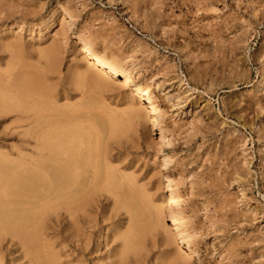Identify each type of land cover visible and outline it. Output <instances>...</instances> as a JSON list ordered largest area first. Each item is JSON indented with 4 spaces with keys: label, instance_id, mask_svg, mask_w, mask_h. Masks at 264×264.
I'll use <instances>...</instances> for the list:
<instances>
[{
    "label": "rangeland",
    "instance_id": "1",
    "mask_svg": "<svg viewBox=\"0 0 264 264\" xmlns=\"http://www.w3.org/2000/svg\"><path fill=\"white\" fill-rule=\"evenodd\" d=\"M10 1L0 9V71L11 63L5 48L19 42L26 63L11 64L25 92L53 95L76 127H106L131 104L141 109L120 135L101 137L117 153L109 162L116 175L143 188L125 264H167L172 255L187 264H264V0ZM12 9L24 14L7 15ZM84 46L148 87L156 112L120 79L81 78L97 71L79 57ZM51 48L53 67L42 59ZM16 122L11 115L0 124V153L11 158L28 154ZM110 198L104 218L90 214L94 230L62 211L55 224L52 214L45 252L0 234V264H35L42 254L56 264L119 263L130 217Z\"/></svg>",
    "mask_w": 264,
    "mask_h": 264
},
{
    "label": "bare ground",
    "instance_id": "2",
    "mask_svg": "<svg viewBox=\"0 0 264 264\" xmlns=\"http://www.w3.org/2000/svg\"><path fill=\"white\" fill-rule=\"evenodd\" d=\"M13 3L7 0V7L11 9ZM2 4L3 0H0V9L3 8ZM56 8L67 11L59 2ZM6 13L9 16L16 13L23 15L24 11L12 9L6 10ZM5 49L9 52L11 63H26L19 42H9ZM55 52V48H51L42 53V59L50 67L56 61ZM79 57L89 67L97 69L96 72L90 68L80 72L81 78L99 85H108L109 80L120 79L121 86L129 87L136 94L147 98L151 111L156 112L148 87L135 83L122 70L96 55L88 46L80 50ZM11 63H7V69L0 71V124L11 115L16 117V128L22 130L24 148L28 154L11 158L0 153V234L18 239L30 254H34L35 251L43 250L42 244L40 245L42 231L52 214H55V224H59L62 216L56 215L62 211L70 221L82 222L87 228L94 230L96 224L89 218L90 214L104 218V202L109 203L111 197L114 207L123 208L130 217L127 232L121 236L124 252H120V262L113 263L125 264L127 258L129 259V254H126L134 250L133 239L141 217V202L144 200L143 188L130 176L116 175L117 172L115 173L109 162L114 160L117 153L114 155L110 143L102 141L101 137L106 131L112 137L120 135L128 123L140 117L141 109L131 104L122 114L124 118L115 116L106 127L96 124H91L88 128L76 127L75 114L62 110L54 102L53 95L48 96L46 91L35 87L36 83H40L36 70L34 73L37 79L33 71V74L30 71L28 74L33 75L30 84L39 81L33 84L36 91L38 90L39 98L34 97L37 92L34 96L25 92L26 89L14 74ZM28 74L26 78L31 79ZM29 86L28 84L27 88ZM42 94L47 96L43 97ZM163 161L174 163L168 155H164ZM117 209H112L116 212L115 216ZM183 226L173 225L172 228L178 230ZM185 237L187 241H192V236ZM40 257H37L35 264H56L55 257L50 254L47 257L49 260ZM170 258L167 264H187L181 255H172Z\"/></svg>",
    "mask_w": 264,
    "mask_h": 264
}]
</instances>
